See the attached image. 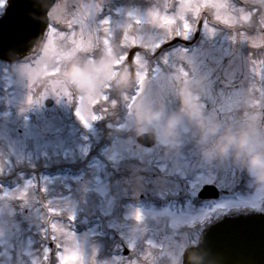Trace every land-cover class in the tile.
Here are the masks:
<instances>
[{
    "label": "rangeland",
    "instance_id": "374dc122",
    "mask_svg": "<svg viewBox=\"0 0 264 264\" xmlns=\"http://www.w3.org/2000/svg\"><path fill=\"white\" fill-rule=\"evenodd\" d=\"M236 1L173 0L170 13L166 0H59L50 15L60 29H50L39 55L1 64L0 174L32 170L0 191L4 264H182L214 218L264 213V157L258 163L253 152L264 146V0ZM203 11L220 28H199ZM197 30L193 46L164 55L166 65L138 52L133 71L124 65L136 45L150 54ZM116 40L123 60L112 49ZM94 42L100 56L81 58ZM146 131L156 135L152 147L136 142ZM104 137L111 143L99 146ZM92 149L106 160L95 154L86 173L34 183L41 165L78 164ZM210 183L242 188L201 204L198 192ZM121 246L129 253L120 259ZM104 250L112 256L101 257Z\"/></svg>",
    "mask_w": 264,
    "mask_h": 264
},
{
    "label": "water",
    "instance_id": "95a60500",
    "mask_svg": "<svg viewBox=\"0 0 264 264\" xmlns=\"http://www.w3.org/2000/svg\"><path fill=\"white\" fill-rule=\"evenodd\" d=\"M55 0H10L0 20V58L10 60L33 49L47 23ZM133 49L130 52L131 61ZM47 105L52 103L49 99ZM137 141L145 146L156 142L154 132L142 133ZM206 185L201 197H216ZM183 264H264V214L227 215L210 224L200 241L183 255Z\"/></svg>",
    "mask_w": 264,
    "mask_h": 264
},
{
    "label": "flooded vegetation",
    "instance_id": "af4514ba",
    "mask_svg": "<svg viewBox=\"0 0 264 264\" xmlns=\"http://www.w3.org/2000/svg\"><path fill=\"white\" fill-rule=\"evenodd\" d=\"M58 1L59 0H56V3H58ZM234 1H236V0H234ZM237 2V1H236ZM55 3V4H56ZM55 4H54V6H55ZM7 5H8V0H0V17H1V14H3V12L5 11V9H6V7H7ZM165 5L167 6V8H168V12H170V13H173V10H176V6L174 5V3H173V0H166V3H165ZM53 6V7H54ZM52 7V8H53ZM80 7H81V9H82V7H83V4H81L80 5ZM237 7H239V5H238V3H234L233 4V7H232V11H235L236 10V8ZM51 8V9H52ZM107 8V7H106ZM234 8V9H233ZM51 9H50V11H51ZM258 9L260 10L261 9V6L259 5V7H258ZM2 10H3V12H2ZM50 11H49V17H48V26H47V28H49V29H55V30H58V29H60V28H58V27H60V22L59 21H57L55 18H53V17H51V13H50ZM2 12V13H1ZM256 17L258 18V13L256 14ZM252 19H255V17H252ZM251 22H252V20H251ZM240 23V25L241 24H243L244 26H250V25H247V24H245L244 22L242 23V22H239ZM213 25L214 27H212V28H220V27H216V26H218V24L215 22V21H213L209 16H207V14L203 11V14H202V19L198 22V25H200V26H202V28L203 27H207V26H210V25ZM231 26V25H230ZM58 28V29H57ZM201 28V27H200ZM231 30H232V28L231 27H229ZM59 31V30H58ZM220 32V31H219ZM96 35H97V33L96 34H94V37H96ZM93 37V40L95 41L96 39ZM238 38H240L239 36H238ZM48 39H49V36H48V38H46L45 40V42H47L48 41ZM145 40V39H144ZM166 42H167V40H165V41H163V43L161 44L162 46L161 47H158L157 49H156V51L154 52V53H148V52H145L144 51V48H142V47H140L139 49H138V53L139 54H141V55H143L144 57H143V59L146 61H148L150 64H155L156 62H158L160 65H166L167 63L165 62L166 60H164L163 59V57H164V55H168V54H172L171 53V51L173 50V44H171L170 46H168V47H164L165 45H166ZM39 43V42H38ZM94 44H95V42H94ZM191 44H194V42H192ZM45 45V44H44ZM40 46V45H39ZM120 48V49H119ZM92 49V50H91ZM113 49V48H112ZM101 50H102V48H101V46L99 45V46H97L96 44L94 45V46H92V48H90V50L89 51H87V49L86 50H80L79 52H80V54L82 55L81 56V58H85V57H87V55H89L90 57L91 56H94V55H98L100 52H101ZM150 50V49H149ZM115 51H117L116 52V55L117 56H121V52H124V47L123 46H121L119 43H118V45L115 47ZM127 59V58H126ZM167 61H169V60H167ZM2 63H4L3 62V60H1L0 59V68H1V64ZM4 64H6V62L4 63ZM128 65H129V63H127ZM1 92V91H0ZM253 93V92H252ZM201 97H202V100L203 99H205V98H207L208 96H206V93H205V91L203 92V94H201ZM47 98H49V97H47ZM46 98V99H47ZM214 100V99H213ZM238 104H239V102H238ZM241 106V103H240V105L238 106V107H235V115H234V118H238L239 120H240V112L239 111H237L238 109H239V107ZM238 114V115H237ZM105 121H103V122H101V124H103ZM107 123H104L103 125H106ZM204 124V122H203V115L201 116V122H200V125H203ZM234 125H236V123L234 122ZM238 125H240V121H239V124ZM257 139L259 140V141H263V140H260L259 139V137H257ZM235 142V141H234ZM260 144L262 145H264V141L261 143L260 142ZM141 147H144V146H142V145H140ZM235 152H236V150H235ZM253 152H255L254 154H255V158H256V156H257V160H258V163H262V161H263V159L261 158L262 156L264 157V146H263V148H254V150H253ZM27 168V167H26ZM37 170V169H36ZM38 171V170H37ZM261 172V171H260ZM11 173V172H10ZM10 173H8L7 175H9V176H11V177H14V176H16V174L14 173V172H12L11 174ZM262 173V172H261ZM241 188H242V186L239 184V183H237L236 184V186L233 188V189H222L221 190V192L222 193H224V194H226V195H228L231 191H233V192H235V193H238V192H240V190H241ZM140 196H142V195H140ZM139 196V197H140ZM127 198H130V197H127ZM126 198V199H127ZM135 198V197H134ZM263 203H264V201H263ZM39 205H41V208L43 209V210H45L46 209V203H45V201H43V202H39L38 203ZM200 235H201V233H200ZM199 235V236H200ZM197 240L199 239V237L198 238H196ZM121 248H123V246H121ZM107 255V256H109V255H111L112 256V254H113V251L111 252V254L110 253H107V251H103L102 252V254H101V257H103L104 255ZM114 256H116L117 258H120L118 255H114ZM114 258V257H113ZM121 259V258H120ZM158 261V260H157ZM156 261V262H157ZM156 262H154V263H152V264H156ZM8 264H28V262L27 261H24L23 260V258H20V259H13L12 260V262L10 261V263H8ZM116 264H124L123 262H122V260H121V262L119 261V260H116ZM151 264V263H150Z\"/></svg>",
    "mask_w": 264,
    "mask_h": 264
}]
</instances>
